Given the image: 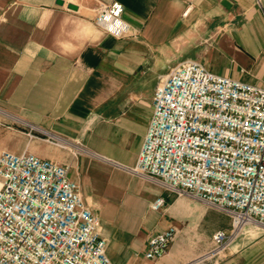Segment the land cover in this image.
Masks as SVG:
<instances>
[{"label": "crops", "instance_id": "obj_1", "mask_svg": "<svg viewBox=\"0 0 264 264\" xmlns=\"http://www.w3.org/2000/svg\"><path fill=\"white\" fill-rule=\"evenodd\" d=\"M0 0V153L72 162L70 178L101 221L113 264H185L212 245L209 207L134 169L162 79L178 64L264 87V0ZM67 3L77 5L70 9ZM101 5L110 15L97 20ZM108 27H107V26ZM37 127L82 144L31 137ZM167 205H151L158 197ZM167 253L149 239L170 226ZM219 264H264V228L246 224Z\"/></svg>", "mask_w": 264, "mask_h": 264}, {"label": "built area", "instance_id": "obj_2", "mask_svg": "<svg viewBox=\"0 0 264 264\" xmlns=\"http://www.w3.org/2000/svg\"><path fill=\"white\" fill-rule=\"evenodd\" d=\"M101 5L97 20L110 15ZM31 137L69 151L80 143L30 125ZM72 162L32 152L0 153V264H113L100 218L70 178ZM178 196L229 216L211 247L185 264H219L246 224L264 228V87L216 74L186 60L157 86L153 115L134 169ZM167 205L158 197L151 205ZM176 226L149 239L146 257L165 255Z\"/></svg>", "mask_w": 264, "mask_h": 264}, {"label": "rangeland", "instance_id": "obj_3", "mask_svg": "<svg viewBox=\"0 0 264 264\" xmlns=\"http://www.w3.org/2000/svg\"><path fill=\"white\" fill-rule=\"evenodd\" d=\"M193 199V198H192ZM197 200V199H195ZM199 201V200H197ZM202 205H205L206 207H209L206 203H203L202 201H199ZM230 218L227 215H224L223 213L217 211L214 208H210L209 210V215L206 218V222L204 223L205 228H210V229H216L220 227H226L227 224L230 222ZM231 227H229L230 230ZM228 230V231H229Z\"/></svg>", "mask_w": 264, "mask_h": 264}, {"label": "water", "instance_id": "obj_4", "mask_svg": "<svg viewBox=\"0 0 264 264\" xmlns=\"http://www.w3.org/2000/svg\"><path fill=\"white\" fill-rule=\"evenodd\" d=\"M57 3L60 5H64L65 1L64 0H57ZM67 7L70 9H77V5L73 4V3H67Z\"/></svg>", "mask_w": 264, "mask_h": 264}, {"label": "bare ground", "instance_id": "obj_5", "mask_svg": "<svg viewBox=\"0 0 264 264\" xmlns=\"http://www.w3.org/2000/svg\"><path fill=\"white\" fill-rule=\"evenodd\" d=\"M107 26V25H106ZM108 27V26H107Z\"/></svg>", "mask_w": 264, "mask_h": 264}]
</instances>
